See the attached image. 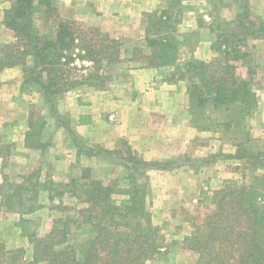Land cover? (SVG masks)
<instances>
[{
	"label": "trees",
	"instance_id": "trees-1",
	"mask_svg": "<svg viewBox=\"0 0 264 264\" xmlns=\"http://www.w3.org/2000/svg\"><path fill=\"white\" fill-rule=\"evenodd\" d=\"M185 1L161 0L154 10L142 13L143 44L132 47L129 60L145 67H170L167 82L185 80L192 127L230 140L235 148L231 158L243 164L239 180L226 179L202 193L194 205L196 214L188 217L191 231L179 246L191 257L189 264H264V153L248 147L246 123L258 103L250 41H264V0L262 14L252 11L250 0H234L231 19L210 14L201 26L212 34L210 49L215 56L179 63L176 32ZM2 24L13 37L0 43V71L19 67L23 84L38 86L50 105L53 96L78 86L97 88L103 68L123 61L127 53L122 41L98 27L61 17L53 0H13L3 12ZM39 118L28 120L27 148L43 145L44 122ZM80 149L100 159L119 154L127 167L124 185L117 179L101 182L87 166L66 182L49 175L40 179L39 170L15 185L3 180L0 206L6 211L33 213L44 206L40 196L45 192L55 213H50L42 236L21 217L18 225L31 253L26 257L24 248L0 244V264H146L163 249L160 228L152 221L151 190L143 179L147 170L163 166L139 158L129 147L126 155L102 147ZM10 153L0 145L3 160ZM65 193L74 204L61 200Z\"/></svg>",
	"mask_w": 264,
	"mask_h": 264
},
{
	"label": "rangeland",
	"instance_id": "rangeland-1",
	"mask_svg": "<svg viewBox=\"0 0 264 264\" xmlns=\"http://www.w3.org/2000/svg\"><path fill=\"white\" fill-rule=\"evenodd\" d=\"M7 1H9V7L13 0ZM53 2L61 17L72 19L82 26L98 27L110 37L122 41L127 53L123 55V61L103 68V80L97 88H91L86 85L78 86L71 91L53 96V105L49 104L38 86L23 84V76L19 67L12 68L15 70L16 79L20 83L19 94L16 96V102L13 101V107L16 114H21V116L14 121L11 127L5 130L0 128V145L7 146L12 153L1 162L0 183L4 180L6 185L7 183L15 185L36 170H39L40 179H43L45 175H49L56 182H66L70 177L79 175L81 168L87 166L91 170V175L101 182L105 183L109 180L117 179L121 185H124L123 177L127 172V167L124 161L119 159V154L114 153L112 156H108V159H100L85 155L80 147H102L108 150H121L125 155L127 147H129L139 158L146 161L159 162L163 166V169L154 168L156 170H171L182 165H189L195 169L201 168V170L214 167L211 168L213 171L207 170L205 174L201 175V180L197 183L194 195L188 203H180L176 200L173 205L169 206L162 204V197L168 191L163 190L160 186L161 184L163 185L165 179L169 183L173 182L175 175H164L161 177L151 175L147 170L143 178L151 190L148 199L150 200L152 221L160 228L163 244V249L160 253L146 264H189L191 257L180 249L179 242L184 235L191 231L190 218H188L190 212L196 214L194 205L197 200L201 199L202 193H208L220 187L226 179L239 180L243 161L231 158L230 155H232L235 148L230 140L221 141V144L213 152L207 151L206 154H203L204 149L200 150L202 154L197 152L200 148L196 142L192 144V147H194L192 150L190 148L176 150L173 158L165 160L146 159L142 150L133 148L126 138L119 136L114 120H112L113 123H110L111 120H109L114 119V116L112 115V118H110L111 115L109 118L107 117L109 103L117 99L111 94L110 90L114 89V87L117 89L118 84L120 86L127 84L129 82L128 73L131 69L145 67L139 62L129 60L132 47L143 44V29L140 25L142 14L139 17V27L137 28L132 26L131 23L133 22L130 19L126 18L124 14L120 15V13L111 14V17L104 19L103 23H100L99 16L101 15L97 14L96 7L90 0L85 2L83 0H74V6L79 3V8H74L72 5L64 6L61 0H53ZM202 3H205L206 6H203ZM184 5L185 9L181 15V21L177 25L176 38L180 42L191 38V42L195 41L196 44L199 38L203 37V34H198V32L189 30L186 27L188 21L186 17L189 15L187 11L194 10L198 13L197 10H202L199 12L202 14L206 7H209L210 10L208 12L210 14L226 19L229 15H234L236 7L234 0H186ZM250 6L254 13L259 14L262 11L263 2L250 0ZM111 8L113 9V6ZM190 16L192 17L193 13ZM183 17H185L184 20ZM182 20L185 23L184 27H182L184 29L179 30ZM192 20L193 18H190V22ZM196 21L200 26L204 24L199 17L196 18ZM202 27L204 29H201V31L208 30L204 26ZM119 28L124 32H121ZM109 31L117 33L118 37L113 36L114 34L109 33ZM10 32L12 33V31ZM195 42L182 48L180 47L178 53L179 63L191 58L187 57V54L194 50ZM250 51L253 65H255L257 71V89L264 85V76L262 74L264 70V41H250ZM161 68L157 72L160 80L170 70V67ZM3 71L4 69L0 71V76ZM179 81H183L186 87L185 80ZM117 97L119 98V96ZM31 113L32 117L29 116ZM40 116L44 122L41 129L43 145L37 149L27 148L25 146V133L28 130V120L34 121L35 119H40ZM252 116L246 119L249 131L251 128L249 120ZM253 134L250 131L251 140L248 143V147L255 153L260 152L263 154L264 139L262 137H264V134L261 132ZM206 142L210 143L211 141L207 138ZM170 148L168 146V152L172 151V148ZM80 150L81 153L78 154ZM259 168L263 169L261 166ZM152 188L157 189L152 190ZM60 198L66 204L75 203V200L69 197L67 193ZM40 200L44 206L33 213L22 214V216L16 212L6 211L3 206H0V244L6 249L22 247L26 250L25 256L28 257L30 255L31 245L27 237L21 233L18 221L21 217L29 219L31 221V230L34 229L37 235L42 236L47 227V222L51 218V216L49 217L50 213L55 212L50 209L45 192L41 194ZM201 209L204 210V207Z\"/></svg>",
	"mask_w": 264,
	"mask_h": 264
},
{
	"label": "crops",
	"instance_id": "crops-1",
	"mask_svg": "<svg viewBox=\"0 0 264 264\" xmlns=\"http://www.w3.org/2000/svg\"><path fill=\"white\" fill-rule=\"evenodd\" d=\"M61 1L64 6L72 5L74 8H79V3L74 6V0ZM90 1L94 3L97 14L101 15L99 16L100 23H103L104 19L111 17V14L120 13V15L124 14L126 18L130 19L133 22L131 23L132 26L137 28L139 27V17L142 12L152 11L160 2V0ZM260 1L262 2V0ZM8 2L7 0H0V43H7L13 37L12 33L2 24L3 12L8 7ZM111 6H113V9ZM203 6H206L205 3ZM261 9L263 11V7ZM209 10V7H206V10L202 14L199 13L202 10H197L198 13L194 10L187 11L189 15L186 17V20H188L186 27L189 30L198 32V34H203V37L199 38L197 44L195 41L191 42V38L180 42L179 46L181 48L194 42L196 44L194 50L187 54V57L209 60L215 56V53L210 49L212 34L208 30H205L206 33L205 31H201L204 28L198 26L196 21V18L199 17L204 23H208L210 20ZM192 13L193 16L191 17L190 14ZM232 17L233 15H229L226 19H231ZM190 18H193L191 22ZM183 20L179 30L184 29L182 28L185 24ZM109 33L118 37L117 33H113V31H109ZM159 69L162 68H133L128 73L129 82L127 84L124 86L118 84L119 86L116 85L117 89L114 87V89L110 90L111 94L117 98L115 101L109 103V109H107V117L109 118L111 115L110 118H112V115L114 116V119H109L111 120L110 123H113L112 120H114L119 131V136L126 138L133 148L142 150L144 157L148 160L173 158L175 157L176 150L180 148H190L192 150L194 149L192 144L196 142L200 148L197 152H201L202 154L201 149H204L203 154H206L207 151L213 152L221 144L219 135L217 133L199 131L192 127L187 111L185 83L183 81L167 82L165 77L169 71L166 72L165 77L163 75L161 80L158 79L157 72ZM262 74L264 76V70ZM19 90L20 83L16 79L15 70L12 68L4 69L0 76L1 130L11 127L14 121L21 116V114H16L13 107V101L16 102ZM256 94L258 103L252 118L249 120L251 125L250 131L252 134L260 132L264 134V85L256 89ZM207 138L211 141L210 143L206 142ZM262 138L264 139V137ZM168 146L172 148H170L172 151H167ZM12 152L16 154L14 151ZM2 161L3 158L0 156V167ZM211 168L214 167L203 168L202 171L201 168L195 169L189 165H182L171 170L149 169L148 173L161 177L164 175H175L173 182L169 183L165 179L163 185L161 184L160 186L163 190L168 191L162 197V204L169 206L173 205L176 200L180 203H188L194 195L197 183L201 180V175L205 174L207 170H212ZM154 189L157 188H152V190Z\"/></svg>",
	"mask_w": 264,
	"mask_h": 264
}]
</instances>
